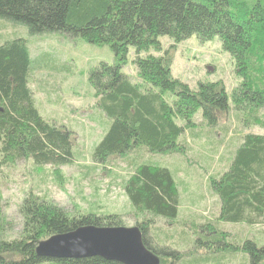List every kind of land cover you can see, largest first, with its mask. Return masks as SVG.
Masks as SVG:
<instances>
[{"label":"trees","instance_id":"obj_1","mask_svg":"<svg viewBox=\"0 0 264 264\" xmlns=\"http://www.w3.org/2000/svg\"><path fill=\"white\" fill-rule=\"evenodd\" d=\"M0 19L22 24L31 34L59 32L107 44L118 58L113 65L100 62L88 75L96 107L111 119L93 150L94 162L103 164L135 148L151 154H184L189 139L179 141V137L185 128L190 127L193 141L202 135L193 129L198 111L203 124L211 128L234 111L244 127L264 129V0H0ZM192 35L200 42L218 37L223 51L231 55L238 83L230 95L222 81L199 83L192 90L171 76L173 46L163 50L158 38L178 43ZM130 46L135 48L133 63L139 80L135 83L121 72ZM151 50L158 55H141ZM30 64L25 39L0 44V167L27 159L34 166L53 165L57 172L73 160V132L39 114L29 86ZM177 119L184 124H177ZM216 143L209 139L207 145L216 150ZM231 146L225 151L227 161L231 157L228 165L207 181L217 198L216 220L260 225L264 235V134L246 133ZM202 159L204 165L211 161ZM132 165L123 191L138 216L135 226L145 247L159 256L160 264L211 262L198 247L181 250L180 246H191L189 234L182 232L171 241L169 230L154 225L155 218L168 223L177 217L180 195L170 170L146 160ZM18 213L22 219L18 238L5 240L0 224V264H122L99 256L57 260L35 253L38 242L54 234L84 225H122L116 214L70 215L49 197L31 191ZM198 228L202 240H207L203 247L215 249V257L226 248L245 251L249 264L264 260V245L248 239L235 246L224 243L222 249L214 240L226 239V232L209 222L193 232Z\"/></svg>","mask_w":264,"mask_h":264},{"label":"rangeland","instance_id":"obj_2","mask_svg":"<svg viewBox=\"0 0 264 264\" xmlns=\"http://www.w3.org/2000/svg\"><path fill=\"white\" fill-rule=\"evenodd\" d=\"M14 38L25 39L27 43L31 57L29 86L33 90L34 105L39 114L51 124L64 126L73 132V160L70 164L59 166L57 172L53 165L34 166L27 159L19 160L9 167H0V224L5 231V240L19 237L22 219L18 207L30 191L49 197L70 215L116 214L122 219V225L117 226H135L138 216L123 186L134 169L132 163L146 160L147 163L170 170L180 195L177 217L168 223L165 219L155 218V227L169 230L173 234L171 241L177 240L182 232L189 234L191 246H188L189 243L186 247L180 246L181 250L194 251L198 247L199 253L205 252L206 257L212 259L208 264H249V256L245 251H226V248L223 249L224 243L235 246L250 239L257 246H262L264 235L261 226L216 220L217 198L207 181L228 165L231 157L227 161V146L231 149L233 144L234 147L246 133L264 134V129L244 127L235 118L233 110L211 128L203 124L201 112L198 111L192 119L195 123L193 129L202 135L193 141L188 135L190 127L185 128L184 134L179 137V141L189 139L185 144L189 150L184 154H151L135 148L124 156L109 157L99 164L93 161L92 153L108 130L111 119L96 107L88 75L100 62L108 65L118 63L112 49L107 44L88 43L65 33L31 34L22 24L0 19V44ZM158 40L163 50L173 46L171 76L190 89L195 90L199 83L222 81L230 95L237 85L232 57L223 51L218 37L206 42H200L196 35L178 43L165 36ZM146 54L158 55L153 50L142 52L141 55ZM134 57L135 48L130 46L121 72L132 82H138ZM229 105L232 106L231 100ZM261 116L264 117V111ZM176 122L184 124L181 119ZM207 133L210 134L205 135ZM209 139L219 141L216 150L215 146L210 148L207 145ZM210 150L215 151L210 155ZM202 157L210 158L211 161L204 165L206 161ZM198 196L200 199L195 200ZM147 217L144 215V218ZM207 222L227 234L226 239L218 236L214 240L215 246L221 245L223 249L219 255L216 253V257L215 249L203 247L207 240H202L201 228L193 232V228ZM261 264H264V260Z\"/></svg>","mask_w":264,"mask_h":264},{"label":"water","instance_id":"obj_3","mask_svg":"<svg viewBox=\"0 0 264 264\" xmlns=\"http://www.w3.org/2000/svg\"><path fill=\"white\" fill-rule=\"evenodd\" d=\"M35 253L57 260L99 256L122 264H160L159 256L143 244L137 226H80L39 241Z\"/></svg>","mask_w":264,"mask_h":264},{"label":"crops","instance_id":"obj_4","mask_svg":"<svg viewBox=\"0 0 264 264\" xmlns=\"http://www.w3.org/2000/svg\"><path fill=\"white\" fill-rule=\"evenodd\" d=\"M135 82H137V81H133V83H135Z\"/></svg>","mask_w":264,"mask_h":264},{"label":"bare ground","instance_id":"obj_5","mask_svg":"<svg viewBox=\"0 0 264 264\" xmlns=\"http://www.w3.org/2000/svg\"><path fill=\"white\" fill-rule=\"evenodd\" d=\"M38 81V80H37ZM131 152V151H130ZM114 158V157H113ZM123 159V158H122Z\"/></svg>","mask_w":264,"mask_h":264}]
</instances>
